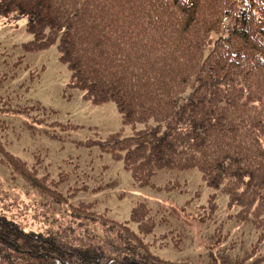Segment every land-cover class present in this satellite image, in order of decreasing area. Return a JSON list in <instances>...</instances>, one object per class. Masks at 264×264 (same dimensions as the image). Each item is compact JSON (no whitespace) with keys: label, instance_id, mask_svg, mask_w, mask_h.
<instances>
[{"label":"trees","instance_id":"trees-1","mask_svg":"<svg viewBox=\"0 0 264 264\" xmlns=\"http://www.w3.org/2000/svg\"><path fill=\"white\" fill-rule=\"evenodd\" d=\"M0 17L12 26L22 22L33 35L22 44L28 52L56 44L72 72L67 86L84 100L112 101L125 124H143L131 135L116 131L84 144L121 161L140 187L183 190L181 181L157 186L153 178L160 170L197 168L205 185L227 195L228 217L249 222L264 241V0H0ZM39 106L0 97V113ZM8 127L0 119V161L77 218L36 231L0 213V264L234 263L155 253L158 238H146L157 220L145 201L117 220L94 202L60 199L65 176L41 173L10 151ZM205 208L201 220L216 211V194Z\"/></svg>","mask_w":264,"mask_h":264},{"label":"rangeland","instance_id":"rangeland-1","mask_svg":"<svg viewBox=\"0 0 264 264\" xmlns=\"http://www.w3.org/2000/svg\"><path fill=\"white\" fill-rule=\"evenodd\" d=\"M32 39L22 22L12 26L0 17V76H7L0 85V97L11 98L13 105H40L28 113H0L9 126L5 131L10 151L36 165L41 173L47 171L57 180L65 176L58 181L63 195L59 197L71 194L73 205L91 201L107 217L125 220L137 202L145 201L157 220L156 229L146 240L153 242L157 237L153 250L165 258L206 263L216 257L224 263L264 264V241L258 242V233L249 222L228 217L227 195L205 185L197 168L160 170L153 178L157 186L181 181L183 190L140 187L121 161L102 153L97 145L84 144L116 131L131 135L143 124H125L114 102L93 104L83 99L80 89L68 88L72 72L60 61L56 44L28 52L22 44ZM68 123L79 127L64 129L62 125ZM0 193V213L26 230L43 231L69 223L67 217L75 224L77 217L65 210L62 200L33 192L1 161ZM213 193L216 211L201 220L209 213L205 207ZM219 224L222 230L216 234ZM88 226L95 230L92 224ZM179 231L182 240L175 246ZM161 235H166L163 240L168 242L164 247L159 245Z\"/></svg>","mask_w":264,"mask_h":264}]
</instances>
